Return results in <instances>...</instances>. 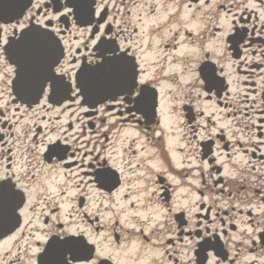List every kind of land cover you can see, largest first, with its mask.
<instances>
[{
  "label": "flooded vegetation",
  "instance_id": "flooded-vegetation-1",
  "mask_svg": "<svg viewBox=\"0 0 264 264\" xmlns=\"http://www.w3.org/2000/svg\"><path fill=\"white\" fill-rule=\"evenodd\" d=\"M0 185V264H264V0H0Z\"/></svg>",
  "mask_w": 264,
  "mask_h": 264
},
{
  "label": "water",
  "instance_id": "water-1",
  "mask_svg": "<svg viewBox=\"0 0 264 264\" xmlns=\"http://www.w3.org/2000/svg\"><path fill=\"white\" fill-rule=\"evenodd\" d=\"M48 39L49 38H46L44 36H41V38L39 39L34 33L33 34L28 33L25 39L22 40L20 44L16 45L15 48H18L20 45L31 44L32 47L26 48L27 50L26 53H31L32 50L33 51L35 50L36 54L33 55L32 53L23 56L20 53H16L12 57L13 62L19 64L22 67V69L25 70L30 68L32 69L36 68L43 74L45 72V67H47V69L48 70L50 69V71L52 72L54 65L57 63L58 59L60 58L61 47L58 43L57 44L52 43L50 44L52 48V53L50 55H44L43 50L48 44L47 41ZM50 46H48V48H50ZM56 47H57V51H56ZM23 57L32 58L35 62H30V63L21 62L20 59L24 60ZM35 58L37 60H35ZM78 77H79L78 81L80 82V86L84 90H87L89 92V95L86 96L87 98H89L88 103L90 105L92 104L96 105L100 100L106 98L105 97L106 92L111 90L109 89V86L111 87L112 81L110 78H108L106 70L100 65L94 66L93 68L84 66L83 69H81ZM36 99L37 97H34L31 98L30 100L35 101Z\"/></svg>",
  "mask_w": 264,
  "mask_h": 264
},
{
  "label": "snow or ice",
  "instance_id": "snow-or-ice-1",
  "mask_svg": "<svg viewBox=\"0 0 264 264\" xmlns=\"http://www.w3.org/2000/svg\"><path fill=\"white\" fill-rule=\"evenodd\" d=\"M126 53H127V50H126ZM136 75H137L136 73L133 74L132 85H131V88H130V94H131V92L135 91V88L138 85V81L136 79ZM53 87H54V90H55V89L59 88L60 85L54 81ZM105 151H106V149H105ZM98 158L99 157H97V159ZM2 187L3 186L0 185V188H2ZM64 244L70 246L69 250H71L72 247L78 248L80 250H85L86 249V245L84 244L83 241H80V240H66V241H64ZM89 251H92V250H89ZM79 258H81V257H78L76 255L73 256V259H79ZM83 258L90 259L91 257L89 256V257H83ZM60 264H68L67 255L66 254L63 255L62 261L60 262Z\"/></svg>",
  "mask_w": 264,
  "mask_h": 264
},
{
  "label": "rangeland",
  "instance_id": "rangeland-1",
  "mask_svg": "<svg viewBox=\"0 0 264 264\" xmlns=\"http://www.w3.org/2000/svg\"><path fill=\"white\" fill-rule=\"evenodd\" d=\"M125 132H126V135H128L127 138H130V139H131V138L134 136V133H132L131 131H125ZM125 132H124V133H125ZM117 137L123 138L124 136H121V135H120V136H117ZM97 195H98V196H97L96 199H98V201L94 200V201L92 202L93 206H98L101 202L104 203V204H106V205H108V204L111 202L109 195L104 196V194H101V195H100V193H98ZM93 206H92V207H93ZM93 209L95 210L96 208L93 207ZM104 211H108V210H104ZM105 216H106V218H108V217L110 216V214H109V213H106Z\"/></svg>",
  "mask_w": 264,
  "mask_h": 264
}]
</instances>
